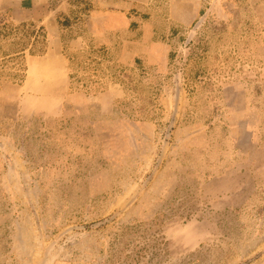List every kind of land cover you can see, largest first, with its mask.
I'll list each match as a JSON object with an SVG mask.
<instances>
[{
  "label": "rangeland",
  "instance_id": "1",
  "mask_svg": "<svg viewBox=\"0 0 264 264\" xmlns=\"http://www.w3.org/2000/svg\"><path fill=\"white\" fill-rule=\"evenodd\" d=\"M0 264H264V0H0Z\"/></svg>",
  "mask_w": 264,
  "mask_h": 264
},
{
  "label": "trees",
  "instance_id": "2",
  "mask_svg": "<svg viewBox=\"0 0 264 264\" xmlns=\"http://www.w3.org/2000/svg\"><path fill=\"white\" fill-rule=\"evenodd\" d=\"M61 25H65V22H62ZM42 36V40H41V44L43 45V48L40 49L38 51V53H44L45 52V36L44 34H41ZM39 43V42H38ZM37 47V46H35ZM23 51V50H22ZM36 50L33 49L32 47L29 49V53L31 55L37 54V52H35ZM69 63L72 64V59L73 58H67ZM77 67H79V69H82L84 71L83 75H78L77 72L76 73H71L69 75V79L71 81V86L72 84L76 83L78 85H80L81 87H89L91 86L93 83H95L97 81V78H101V70L99 69V65L98 62H96L95 60H93L90 57H87L86 60H84L83 62H76ZM122 72V70L120 71ZM113 77H116L117 79L119 78L118 74H116V72H113ZM128 81V82H126ZM119 82L121 83H126L127 85L131 86V87H135L136 86V82L133 81L132 78L127 77V78H120Z\"/></svg>",
  "mask_w": 264,
  "mask_h": 264
},
{
  "label": "crops",
  "instance_id": "3",
  "mask_svg": "<svg viewBox=\"0 0 264 264\" xmlns=\"http://www.w3.org/2000/svg\"><path fill=\"white\" fill-rule=\"evenodd\" d=\"M36 14V13H35Z\"/></svg>",
  "mask_w": 264,
  "mask_h": 264
}]
</instances>
